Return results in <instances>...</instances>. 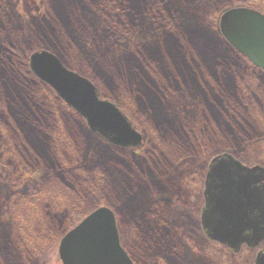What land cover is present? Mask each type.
<instances>
[{"label": "rangeland", "instance_id": "rangeland-1", "mask_svg": "<svg viewBox=\"0 0 264 264\" xmlns=\"http://www.w3.org/2000/svg\"><path fill=\"white\" fill-rule=\"evenodd\" d=\"M150 1L154 5L158 2L165 16L172 13L177 17L179 27L157 37L151 27V18L147 21L141 17L137 35L130 41L120 37L122 44L114 43L113 52L110 51L101 62L87 52L91 48L94 29L85 28L83 21L76 17L72 19L75 27H69L68 21L62 20L72 17L77 0H64V4L61 0L62 13L56 14V23L44 32L50 41H54L57 48L52 51L64 64L95 81L100 96L115 102L129 117L143 137L141 146L120 147L90 131L79 115L57 102L56 93L43 88V82L31 72L28 76L41 84L29 83L27 74L17 85L12 80L7 81L6 92L10 91L15 101L12 99L11 108L0 105V118H6V121L0 120L1 126L4 128L10 121L19 128L26 127L28 139L24 140L22 136L20 153L10 152L7 166L0 169V264H60L56 251L63 226L58 229L59 233L51 228L63 223L68 230L83 215L100 206H109L116 212L122 241L134 253L137 264H170L165 254L146 253L150 250L146 238L151 239L156 226L151 222L155 211L167 216L178 229L187 264H254L257 251L264 248L263 242L259 248L244 247L239 254H232L209 240L200 225V211L205 203V177L208 164L216 153L226 149L220 152H231L248 166L264 167V81L254 77L255 70L247 60L218 39L219 21L225 11L220 7H247L255 1ZM39 4L38 0H12L11 3L28 17L40 11ZM14 21L20 24L18 19ZM61 29L65 38L58 36ZM197 29L205 30L216 40V52L208 50L204 54L201 43L190 44L186 40V31ZM76 31L81 44L72 43L78 36ZM30 42L33 47L34 43ZM18 44L21 45L17 46L18 54H28V64L32 50L28 51L21 42ZM128 44L129 49L126 48ZM41 46L37 49L45 48V44ZM154 52L161 55V61L152 59ZM108 60L113 64L108 65ZM140 64L145 83L134 84L133 71L138 68L140 73ZM7 67L0 69H4L8 78H14L15 68ZM236 99L237 103L234 102ZM230 103L237 105L235 111L230 109L234 112L232 117L223 109H228ZM60 121L65 130L58 129L61 128ZM8 130L10 137L14 136L12 130ZM223 130L226 133L222 134ZM0 134L5 136L2 131ZM2 152L4 150H0ZM38 171L41 172L36 174ZM63 175H68L70 182L76 185L81 177L89 178L92 183L91 191L83 196L78 207L76 205L79 209L73 210L77 215L66 216V211L61 210L63 200L78 199L70 187L58 190V184L64 188ZM27 177L32 179L23 180ZM17 181H23L19 189L16 185L11 186ZM35 186H39L37 192L31 193L32 196L26 194ZM16 192L21 195L15 196ZM60 196L64 197L61 199ZM21 202L35 210L40 203L44 210L49 206L48 211L59 214L57 218H51L52 226L44 223L43 228H50L45 229L48 231L46 236L52 238H47L51 242L48 247L43 248L40 244L26 249L21 239H25L29 230L26 233L23 230L40 217L42 211H20ZM140 224H145L142 232L145 235L136 237L139 246L143 247L141 251L134 240ZM17 239H20L18 243ZM172 240L178 241L174 235ZM11 242L21 247L16 251L22 252V256L7 248Z\"/></svg>", "mask_w": 264, "mask_h": 264}, {"label": "water", "instance_id": "water-1", "mask_svg": "<svg viewBox=\"0 0 264 264\" xmlns=\"http://www.w3.org/2000/svg\"><path fill=\"white\" fill-rule=\"evenodd\" d=\"M220 29L234 49L264 70V14L232 8L222 15ZM30 69L86 120L93 133L119 146H140L142 135L130 119L113 102L102 99L89 79L64 67L55 54L32 53ZM204 183L202 222L208 238L234 252L245 243L254 248L264 241V167H250L222 153L210 161ZM60 241L62 264H134L108 206L95 208ZM255 264H264V250L258 251Z\"/></svg>", "mask_w": 264, "mask_h": 264}, {"label": "trees", "instance_id": "trees-1", "mask_svg": "<svg viewBox=\"0 0 264 264\" xmlns=\"http://www.w3.org/2000/svg\"><path fill=\"white\" fill-rule=\"evenodd\" d=\"M160 1L165 2L164 0H160ZM193 1L199 2L200 0H193ZM204 1L208 2V3L212 2V0H204ZM254 1L255 2L253 4L248 3V6L254 7V8L259 9L262 12H264V0H254ZM47 2H48L49 6L45 9L44 19L42 21L40 20L37 23H25L22 25L17 24V22L14 21V19L16 18V17H14L15 15L11 14L10 16H8V13L6 11L7 9L5 10L4 8L0 7V67L1 66H6V67L10 66L7 68H10L12 70L15 68V71H16L14 78H8L9 76L7 75V73L5 71H3L4 69H0V105L6 104V107L9 106V108H11L12 99L15 98V96H12V94L9 93L10 91L6 92V90L8 89L6 87L7 81L11 82V80H12L15 83V85H17L18 81L20 83L22 82V80L20 78H22L23 76H26L25 74H27V76L31 75V73L29 71L28 64L26 62V60L28 58V54H22V53L18 54L19 52H18L17 48L21 47V45L18 43L19 42L23 43L24 46H26L28 48L27 49L28 51L29 50L33 51L34 49H37V47H42L41 46L42 44H45V48H48V49L53 50V51L56 50V48H57L54 45V41H50L45 36L44 32H45L47 27L52 26L51 24L56 23L55 16H56V14L60 16V14L62 13L64 0H63V4H62L61 0H47ZM77 2L78 3L75 4L76 6H75V8H73V10L71 12L72 17H67V20H65V19H62V20L68 21L69 27L70 26L75 27L74 26L75 23L72 19H74V17H76V18H79L81 21H83L82 23H84L83 25H85L84 26L85 28H86V26H89L90 29H94L95 34H94L93 39H92V44L90 42L91 48H89V50L87 52L89 53L90 56L93 55L95 60H98L99 62H101L102 59H104V57H107L108 53L109 54L111 53L110 51L113 52V48L115 46L114 43L120 42V40H119L120 37L125 38V40L127 39L128 41H130V39H132V36L137 35L136 32H137V28L139 26L138 21L140 20L141 17H143V20L146 19L147 21H150V20L153 21L151 23L152 26L151 25L150 26L152 27L153 32L155 35H157V37H160L161 35H165L167 32H171L176 27H179V25L177 23V17L173 16L172 13L170 14V16H165L163 11H161L160 7H158L159 3L156 2V4L154 5L151 3L150 0H77ZM219 3H220V1L217 2L215 5H218ZM222 5L223 4H221V6ZM68 6H69V4H68ZM165 8H167V5H165ZM220 8H221V10H223V9L226 10V9H228V5H223ZM154 10L156 12H154ZM148 19H150V20H148ZM10 20H12V22H10ZM59 22H60V20H59ZM214 25L217 26V22H215ZM69 27H68V29H70ZM20 28H22V29H20ZM84 33H85V31L82 32V35ZM218 33H219V31H218ZM77 34H78V32H77ZM58 36L60 38L61 37L65 38L62 29H61V33ZM143 38H144V36H143ZM186 38H187L186 40H188L190 42V44H191V42L201 43L202 44L201 47L203 49H205L204 54L208 50H210L209 51L210 53H211V50L213 52L217 51L218 43L216 42V40L212 36H210L203 29L187 30L186 31ZM218 39H220V41L222 43L228 45L229 48L235 54H237L240 58L247 60V62L250 64L249 66H251V68H253L255 70L254 74H253L254 77L256 79L264 81V71L263 70L257 69L255 66H253L250 63V61L246 57L237 53L220 34H218ZM30 41H32L34 43L33 47L31 45ZM87 42H89V41H87ZM137 42H139V41H137ZM137 42H133V43L137 44ZM72 43L81 44L79 34L74 39H72ZM126 48L129 49L130 44L126 45ZM171 56H172V54H171ZM114 58H115V56H114ZM152 59L154 61L158 60V59L161 61L162 57H161V55L158 54V52H154L152 54ZM106 62L108 65L113 64V63H111L110 60H108ZM8 63H10V65H8ZM141 66H142V64L139 65V69L141 68ZM69 68H73V66L69 67ZM21 69H22V71H21ZM93 70L96 72L95 69H93ZM17 72H18V74H17ZM80 73L82 74V72H80ZM133 74H134L133 79L135 81V82H133L134 84L135 83L141 84V82L145 83V79L143 77V72L141 71V69H140V73H139L138 68H135V70L133 71ZM83 75L85 76V74H83ZM27 81L29 83L33 82L34 84L40 83V82H36L37 79L36 80L31 79L29 76H28ZM129 82H130V80H129ZM93 83H95V81ZM42 86H44L43 88H49L52 91V89L48 85H45L44 83H42ZM43 88H39L40 91H43L44 93L48 92V90L45 91ZM55 98L57 99V102H60L61 104L65 105L60 100V98H58V96L55 95ZM14 101H15V99H14ZM234 102L237 103V99ZM236 106L233 105L232 103H230L228 109L225 107H223V109L229 116L232 117V114L234 112H231V110L235 111L234 109H236ZM21 112L22 111H20L19 113H21ZM0 114L2 115L1 112H0ZM211 115H212V117H215V114L213 112ZM80 118L83 120V122H85L82 117H80ZM4 119H6V118H4V117L0 118V120H4ZM206 119H207V117H206ZM4 121H6V120H4ZM2 124L3 123L0 122V131L5 133V136L0 134V150L1 151L4 150V152H6V154H4V152L0 153V169H3L4 166H7L6 161H7V157H9L10 152L13 151L12 153H15L16 151H18L20 153L19 143L22 142V141H20V140H22V136H24V140L26 138L28 139V132H27L26 127L25 128H23V127L19 128L17 126H14L16 124L11 125L10 121L6 122L4 128L1 126ZM60 126H61V128H58V129L65 130L63 128V122L62 121H60ZM8 128H10L12 130L14 136L10 137ZM242 129H244V126L241 127V130ZM224 133H226L225 130H223L222 134H224ZM51 147H53V146L51 145ZM220 151L221 152L226 151V149H221ZM12 153H10V154H12ZM45 164L48 165L47 161L45 162ZM40 172L41 171H38L36 174H39ZM29 178L32 179L31 177H27V179L23 178V180H26V181L30 180ZM79 179H80L79 182L75 181V182H78L76 185V184H73L70 182V178L68 177V175H63L61 177V180H63V183L65 184V185H63L64 188L60 184H58L59 185L58 190H60V191L66 190L67 187H70L74 191V193L77 194L76 197H78V199L72 198L71 200L70 199L69 200L68 199L63 200V203H62L63 206H62L61 210L66 211V216H68L69 214L77 215V211H73V210L79 209L77 207L79 204H81V201L83 200V196H86L87 193L89 191H91V189H92V183L90 182L89 178L85 180V179H82V177H81ZM21 183H23V181H21V182L17 181V183L11 184V186L16 185V188H18L19 184L21 185ZM38 187L35 186L33 191H32L33 188H31L32 192H27L26 194H28L29 196H32L31 193L37 192L36 190H38ZM19 188H20V186H19ZM17 193L18 192H16L15 194H17ZM20 195L21 194H17L15 196H20ZM63 197L64 196H60L61 199ZM32 201H30V202L32 203ZM24 203L25 202H21V204L18 203L19 207H20V211H23V210L24 211H37L38 209H41L42 212H41V216L35 218V220L32 223H30L28 225L26 223V225H27L26 229L23 231L26 233L29 230V232L27 233V236L25 237V239H21V240H23V242L26 246V249L31 248L30 246H32V247L40 246V244L43 245V246L41 245V247H43V248L48 247L51 243L50 240H48V239H52V238H50V236H46L45 233L48 231H46L45 229H47V228L50 229L49 226H52L51 218H57L59 214L56 212L53 213L52 211H48L49 206H47L46 210H44L43 206H41L40 203L37 204L36 210H35V208L31 207V205H27V206L22 205ZM76 205H77V207H76ZM67 208H69V211H67ZM153 221H154V216H153ZM155 221H156L157 225L161 221L160 225L163 224V226L161 228H159V226L154 227L155 233L158 236L157 241L152 242L151 239L146 238V241L148 242V245H149L150 250H151V251L148 250L149 252H146V253H148V254L155 253L158 255H160V254L164 255L165 254L166 255L165 257H167L170 260V264H187L186 258L184 256V254L182 253V247L180 246L178 236H176V234H177L176 231L172 227L168 226L169 224L163 220L159 221V219L157 218V219H155ZM39 222L43 223V224H40ZM33 223H35V225H32ZM44 223L49 224V226H47L46 228L45 227L43 228V226L46 225ZM71 223L74 224L75 221H71ZM153 223H155V222H153ZM37 224H39L41 226L37 227ZM24 225H25V223H24ZM61 225L63 226V230H61V234H62L68 228V227L67 228L64 227L65 224H63V223L59 224L58 226H55V227L53 226L51 228V230L55 229L56 233H59L60 231L58 229H60ZM135 234L138 237L142 238V232L141 231L137 230V231H135ZM173 235L177 237V239H178L177 242L172 240ZM35 237H38L40 239L36 240ZM44 237H46V238H44ZM134 240H135V245L137 246L136 248L139 251H141V249H143V247L139 246V244H138L139 239L136 238V236H135ZM19 241H20V239L16 240L17 243ZM16 242H11L10 244L8 243L7 248L10 247L11 249L15 250V252H17V254L19 256L20 255L22 256V254H23L22 252L16 251L17 247H18V249L21 248L17 244H15ZM39 242H41V243H39ZM26 261H28V259ZM30 262H31V260H30Z\"/></svg>", "mask_w": 264, "mask_h": 264}, {"label": "flooded vegetation", "instance_id": "flooded-vegetation-1", "mask_svg": "<svg viewBox=\"0 0 264 264\" xmlns=\"http://www.w3.org/2000/svg\"><path fill=\"white\" fill-rule=\"evenodd\" d=\"M40 2V4H39V12L38 13H31L30 15L31 16H26V15H24V12L22 13L21 12V9L18 7V8H13V6L11 5V3H12V0H0V7L1 8H4L6 11H7V13H8V16H10L11 14L12 15H15L14 17H16L15 19H18L19 20V22H20V24L22 25V24H25V23H37V22H39L40 20L42 21L43 19H44V13H45V9L49 6L48 5V2H47V0H38V3ZM47 3V4H46ZM10 22H12V20H10ZM20 29H22V28H20ZM203 191H204V189H203ZM203 212H204V205H203V207H202V210L200 211V225H201V228H202V230H203V232H204V226H203V222H202V216H203ZM155 218H154V221H153V219L151 220V222L153 221V222H155V224H156V226H159V228H161L162 226H163V224H161L160 225V223H161V221L160 220H163V221H165L166 223H168L175 231H176V236H178V229L175 227V226H173L171 223H170V221H169V218L167 217V216H161V214H160V212H158V211H155ZM116 216H117V214H116ZM83 218V217H82ZM81 218V219H82ZM159 219V223H158V225H157V223H156V221H155V219ZM116 219H117V217H116ZM149 222V221H148ZM77 224V223H76ZM75 224V225H76ZM117 224H118V220H117ZM74 225V226H75ZM74 226H71L68 230H65V232L64 233H62L61 235H60V238H59V242H58V245H57V257H58V260H59V262H60V264H61V260H60V257H59V246H60V240H62V238L64 237V235L66 234V233H68V231H70L72 228H74ZM144 226H145V224H140V225H138L137 226V228H136V231L138 230V231H141V232H144ZM157 228V227H156ZM118 229H119V227H118ZM146 232H147V230H146ZM119 235H120V240H121V244H122V246L124 247V249L126 250V252L128 253V255L130 256V258L132 259V261H133V263L134 264H137V262H136V260H135V258H133V252L131 251V250H129L125 245H124V242L122 241V238H121V232H120V230H119ZM143 234V233H142ZM143 235H145V234H143ZM135 236L136 237H138L136 234H135ZM151 239L155 242V241H157L158 240V236H157V234L155 233V229H153V236H151ZM178 239H179V242H180V246L182 245V241H181V238H180V236H178ZM182 247V246H181ZM244 247H246V248H249L248 246H246V245H244V246H242L241 247V250H240V252L242 251V249L244 248ZM55 249V248H54ZM53 249V250H54ZM53 250L51 251L52 253H54L53 252ZM165 257V256H164ZM49 264V263H48ZM52 264V263H51Z\"/></svg>", "mask_w": 264, "mask_h": 264}]
</instances>
